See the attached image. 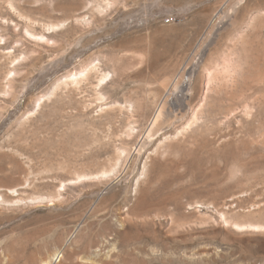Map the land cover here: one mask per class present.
<instances>
[{
  "label": "rangeland",
  "instance_id": "374dc122",
  "mask_svg": "<svg viewBox=\"0 0 264 264\" xmlns=\"http://www.w3.org/2000/svg\"><path fill=\"white\" fill-rule=\"evenodd\" d=\"M95 251L264 264V0H0V264Z\"/></svg>",
  "mask_w": 264,
  "mask_h": 264
},
{
  "label": "bare ground",
  "instance_id": "6f19581e",
  "mask_svg": "<svg viewBox=\"0 0 264 264\" xmlns=\"http://www.w3.org/2000/svg\"><path fill=\"white\" fill-rule=\"evenodd\" d=\"M219 25L217 26V28H215L214 27V29H216V30H219V29H221V28H223V27H225V26H227L228 25V23H229V21H230V19L229 18H226V19H222V18H220L219 17ZM221 25V26H220ZM194 74V73H193ZM191 75H192V73H187V75L186 76H183V79H182V82L180 83V84H177L176 82L173 84V86H171L172 88L170 89L171 91L169 92L170 94H171V98H168V100H169V104H171V105H173V104H178V105H181V106H183L182 104L183 103H180V102H178L177 103V101L175 102V101H173L174 100V98H176V97H178L179 96V98L182 100V102L185 100V96H186V94H184V91L185 90H189L188 88H189V86H190V84H191ZM186 93V92H185ZM169 96V95H168ZM187 99V98H186ZM165 101V100H164ZM166 103H168V102H166ZM165 103V104H166ZM186 104V102L184 103V105ZM169 107V106H168ZM174 108V107H173ZM172 109V108H171ZM178 109V108H177ZM173 110V109H172ZM164 113V112H163ZM165 114V113H164ZM166 114H168V112L166 113ZM166 116V115H165ZM107 244H109V243H107ZM106 244V245H107ZM105 245V246H106ZM104 246V245H103ZM102 246V247H103ZM108 246H110V245H108ZM106 248V247H105ZM59 249V248H58ZM56 250H57V248H56ZM105 250V249H104ZM58 253H59V251H57ZM96 252V251H95ZM102 253V252H101ZM53 254H54V252H53ZM57 254V253H56ZM100 257V254L99 253H94L93 254V256H92V258H90V261H91V263L92 264H99V262H98V258ZM58 262H60V261H58ZM46 264H53L52 262H51V260H50V262L49 263H46ZM57 264H59V263H57Z\"/></svg>",
  "mask_w": 264,
  "mask_h": 264
},
{
  "label": "built area",
  "instance_id": "2783aa9c",
  "mask_svg": "<svg viewBox=\"0 0 264 264\" xmlns=\"http://www.w3.org/2000/svg\"><path fill=\"white\" fill-rule=\"evenodd\" d=\"M175 22H176V19L173 17H169V18L165 19V23H175Z\"/></svg>",
  "mask_w": 264,
  "mask_h": 264
}]
</instances>
